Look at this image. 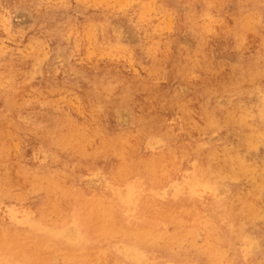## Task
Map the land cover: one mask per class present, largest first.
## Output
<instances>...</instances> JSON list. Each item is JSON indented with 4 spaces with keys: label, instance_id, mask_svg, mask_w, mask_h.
I'll list each match as a JSON object with an SVG mask.
<instances>
[{
    "label": "rangeland",
    "instance_id": "1",
    "mask_svg": "<svg viewBox=\"0 0 264 264\" xmlns=\"http://www.w3.org/2000/svg\"><path fill=\"white\" fill-rule=\"evenodd\" d=\"M0 264H264V0H0Z\"/></svg>",
    "mask_w": 264,
    "mask_h": 264
},
{
    "label": "bare ground",
    "instance_id": "2",
    "mask_svg": "<svg viewBox=\"0 0 264 264\" xmlns=\"http://www.w3.org/2000/svg\"><path fill=\"white\" fill-rule=\"evenodd\" d=\"M88 222V221H87ZM123 244V243H122Z\"/></svg>",
    "mask_w": 264,
    "mask_h": 264
}]
</instances>
